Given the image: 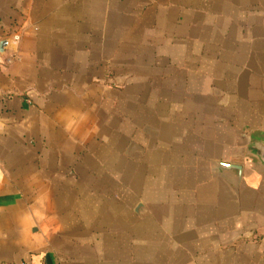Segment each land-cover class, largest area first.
I'll list each match as a JSON object with an SVG mask.
<instances>
[{
	"label": "crops",
	"instance_id": "crops-1",
	"mask_svg": "<svg viewBox=\"0 0 264 264\" xmlns=\"http://www.w3.org/2000/svg\"><path fill=\"white\" fill-rule=\"evenodd\" d=\"M0 48V264H264V0H0Z\"/></svg>",
	"mask_w": 264,
	"mask_h": 264
},
{
	"label": "water",
	"instance_id": "water-1",
	"mask_svg": "<svg viewBox=\"0 0 264 264\" xmlns=\"http://www.w3.org/2000/svg\"><path fill=\"white\" fill-rule=\"evenodd\" d=\"M262 160L264 163V150L262 151ZM216 167L221 169L224 172L234 173L237 176L238 181L241 180L242 177V167L238 165L228 164V163H217Z\"/></svg>",
	"mask_w": 264,
	"mask_h": 264
},
{
	"label": "built area",
	"instance_id": "built-area-1",
	"mask_svg": "<svg viewBox=\"0 0 264 264\" xmlns=\"http://www.w3.org/2000/svg\"><path fill=\"white\" fill-rule=\"evenodd\" d=\"M8 42L10 43V45L17 46L21 42V36L19 34H14ZM13 60V57L3 59V54L0 48V66L9 65L13 62Z\"/></svg>",
	"mask_w": 264,
	"mask_h": 264
}]
</instances>
